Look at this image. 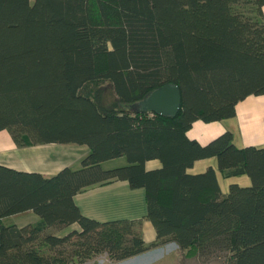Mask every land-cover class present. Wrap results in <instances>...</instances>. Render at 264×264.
Instances as JSON below:
<instances>
[{"label": "trees", "instance_id": "1", "mask_svg": "<svg viewBox=\"0 0 264 264\" xmlns=\"http://www.w3.org/2000/svg\"><path fill=\"white\" fill-rule=\"evenodd\" d=\"M170 82L178 112L146 109ZM261 93L264 0H0V130L18 144L90 148L52 176L0 163V264L120 261L167 242L188 257L215 247L232 264H264V143L239 146L231 130L204 144L189 136L195 120L232 117ZM117 156L128 163L103 167ZM211 156L218 169L189 170ZM218 171L251 182L223 191ZM119 179L145 187L155 240L137 219L98 220L75 202ZM29 209L39 220L3 222Z\"/></svg>", "mask_w": 264, "mask_h": 264}, {"label": "crops", "instance_id": "2", "mask_svg": "<svg viewBox=\"0 0 264 264\" xmlns=\"http://www.w3.org/2000/svg\"><path fill=\"white\" fill-rule=\"evenodd\" d=\"M225 130L233 132L234 141L239 146L263 144L264 93L251 94L240 100L236 106V114L232 117L209 122L202 119L195 120L189 130V136L204 144ZM89 150L87 144L76 142L18 144L9 130H0V163L19 170L40 172L45 176H52L66 166L79 167L82 158L88 154ZM215 158L211 156L198 159L189 170L201 172L210 165L215 166ZM160 165L159 159H151L146 162L147 168ZM221 176H223L222 173L218 171L221 188L223 191H227L229 187L222 184ZM227 182L229 181L224 180V183L227 184ZM231 182L249 184L251 180L249 175L240 174L233 176L230 179ZM74 199L85 215L98 220L137 219L140 221V229L145 241L151 242L156 239V228L153 222L146 217L145 187H132L127 179H119L78 192ZM39 218L40 216L34 210L29 209L6 216L3 218V222L21 226L29 222H36ZM155 248L163 251L159 259L178 254L180 249L175 242H167L149 250ZM183 251L185 252V250ZM178 261L177 258L174 264H179Z\"/></svg>", "mask_w": 264, "mask_h": 264}, {"label": "rangeland", "instance_id": "3", "mask_svg": "<svg viewBox=\"0 0 264 264\" xmlns=\"http://www.w3.org/2000/svg\"><path fill=\"white\" fill-rule=\"evenodd\" d=\"M128 163V160L125 156H117L103 161L104 168H111L119 165ZM81 164V163H80ZM215 167H217V161L215 158ZM220 172V171H219ZM231 177L221 176V181L223 185L229 187ZM224 180L229 181L224 183ZM59 233V232H58ZM63 232H60V234ZM151 249L139 254L127 257L120 261L112 260L107 253H101L83 263H73V264H174V261L179 259V264H232L229 259V253L225 249L212 247L207 253H201L199 255L186 256L183 249H179L178 254H172L165 258L159 259L163 251ZM155 250V251H154Z\"/></svg>", "mask_w": 264, "mask_h": 264}, {"label": "water", "instance_id": "4", "mask_svg": "<svg viewBox=\"0 0 264 264\" xmlns=\"http://www.w3.org/2000/svg\"><path fill=\"white\" fill-rule=\"evenodd\" d=\"M145 108L157 113L175 114L182 104V93L178 84L166 83L152 90Z\"/></svg>", "mask_w": 264, "mask_h": 264}, {"label": "bare ground", "instance_id": "5", "mask_svg": "<svg viewBox=\"0 0 264 264\" xmlns=\"http://www.w3.org/2000/svg\"><path fill=\"white\" fill-rule=\"evenodd\" d=\"M152 111V110H151ZM155 112V111H154Z\"/></svg>", "mask_w": 264, "mask_h": 264}]
</instances>
